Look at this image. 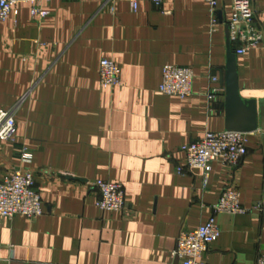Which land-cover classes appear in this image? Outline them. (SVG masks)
I'll list each match as a JSON object with an SVG mask.
<instances>
[{
    "label": "crops",
    "instance_id": "crops-1",
    "mask_svg": "<svg viewBox=\"0 0 264 264\" xmlns=\"http://www.w3.org/2000/svg\"><path fill=\"white\" fill-rule=\"evenodd\" d=\"M252 1L264 31V0ZM138 4L57 0L41 5L44 19L19 4L0 22V110H15L17 123L16 142L0 141V180L32 172L44 211L0 219V264H176L181 233L204 226L226 189L238 190L246 213L218 216L205 262L256 264L264 254L261 129L248 134L237 169L216 161L208 180L202 169L177 172L183 147L226 131L220 74L233 0H219L214 27L207 0ZM104 59L121 68V87H101ZM237 63L241 96L264 100V43ZM167 66L193 70V96L160 92ZM97 181L123 185L127 210L102 212Z\"/></svg>",
    "mask_w": 264,
    "mask_h": 264
},
{
    "label": "built area",
    "instance_id": "built-area-1",
    "mask_svg": "<svg viewBox=\"0 0 264 264\" xmlns=\"http://www.w3.org/2000/svg\"><path fill=\"white\" fill-rule=\"evenodd\" d=\"M57 0H0V22L7 21L19 4H30L32 16L46 18L49 13L41 8L43 3ZM111 0H106L110 2ZM160 6L163 0H151ZM213 18V27L219 0H207ZM132 9L139 8L138 0H131ZM230 43L237 56H243L248 51L264 43V31L257 25V11L252 0H233V16L228 25ZM195 75L192 69L177 66H167L163 70V82L160 92L169 97L187 99L193 96ZM99 81L102 88H118L122 86L121 68L112 60L104 59L99 70ZM220 90L211 89L208 102L213 111L220 101ZM17 123L15 110H0V141L16 142ZM248 134L224 131L208 132L201 140L192 142L182 148L185 154V164L177 168L178 174H184L187 169H202L208 180L212 164L221 161L229 168L237 169L248 154ZM264 152V150H263ZM24 162H30L32 157L27 150L22 151ZM99 194L97 207L102 212H124L127 210L126 194L123 185L106 181L94 184ZM246 213L241 204L240 193L236 189H226L213 207L210 220L195 231L181 233L173 259H179L180 264H207L205 256L210 247L220 237L221 230L218 216L221 214L238 215ZM24 216L30 220L44 215L43 202L37 189L35 176L30 171H14L0 180V219L11 220L16 216ZM256 264H264V254Z\"/></svg>",
    "mask_w": 264,
    "mask_h": 264
},
{
    "label": "water",
    "instance_id": "water-1",
    "mask_svg": "<svg viewBox=\"0 0 264 264\" xmlns=\"http://www.w3.org/2000/svg\"><path fill=\"white\" fill-rule=\"evenodd\" d=\"M228 59L221 77L226 86V131L250 134L264 132V100H245L240 94L237 56L228 41ZM176 259V264H179Z\"/></svg>",
    "mask_w": 264,
    "mask_h": 264
}]
</instances>
